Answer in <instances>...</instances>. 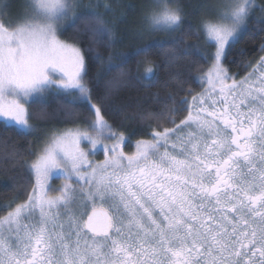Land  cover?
I'll use <instances>...</instances> for the list:
<instances>
[{"label":"snow or ice","instance_id":"6c2138e0","mask_svg":"<svg viewBox=\"0 0 264 264\" xmlns=\"http://www.w3.org/2000/svg\"><path fill=\"white\" fill-rule=\"evenodd\" d=\"M78 7L77 0H26L15 20L0 10L5 125L33 134L31 106L44 104L50 93L70 97L71 105L82 104L91 114L84 127L48 132L31 152L35 159L24 161L33 183L21 189L25 199L14 197L4 206L0 264H264V55L242 61L250 70L240 79L224 65L253 11L264 15V6L221 0L213 15L201 17L196 33L203 31L205 42L215 45L211 66L195 78L201 91L179 102L169 94L173 104L161 117L172 127L149 124L150 138L138 139L130 153L124 151L129 137L105 118L103 97L93 103L85 81L86 53L93 49L59 37L66 26L83 23L91 44L111 40L103 14L78 13ZM185 15L179 0H152L142 17L147 31H163L173 41L165 52L169 58L183 43ZM164 45L154 41L130 54L110 53L97 80L122 69L132 55ZM258 50L264 53V43ZM95 59L101 61L99 53ZM158 71L145 55L135 76H120L150 85ZM77 115L71 108L66 112ZM100 153L103 160L92 159ZM54 178L64 183L53 188Z\"/></svg>","mask_w":264,"mask_h":264},{"label":"trees","instance_id":"16d2710c","mask_svg":"<svg viewBox=\"0 0 264 264\" xmlns=\"http://www.w3.org/2000/svg\"><path fill=\"white\" fill-rule=\"evenodd\" d=\"M99 1L90 0L85 4L78 3L79 7L76 11L82 13L95 10L102 13L104 19L112 27L111 40L104 39L91 44L88 35L85 34L83 23L77 24L75 28L66 26L59 35L82 50L89 47L93 49L91 53H86L88 75L85 81L93 89V103H98L100 97L104 98L105 118L129 137L130 143L125 146V150L130 151L138 139L150 138L148 136L151 131L149 124L152 127H156L157 123L162 127H172L165 117H161L166 107H171L173 104L167 99L169 94H172L176 102H179L201 91V86L195 78L210 65L214 48L213 44L205 42L202 31L199 34L196 33L201 17H206L203 9L206 0H179L186 13L185 22L182 25L184 37L183 43L175 49V55L171 58L165 55V52L173 46V41L168 34L159 31L149 32L142 27V17L149 9L150 0H107L112 8L108 13L104 11L103 4L97 3ZM256 4L264 6V0H256ZM90 5L93 7L89 8ZM134 18L135 21H133ZM173 35L179 36L180 33H173ZM124 38L131 39L125 41ZM154 41H164L165 45L163 48L152 47L146 54L132 55L122 69L108 72L99 81L97 80L98 74L105 71L110 53L130 54L135 49ZM262 43H264V15L257 8L251 14L247 30L243 33L239 43L224 61L225 67L233 74L247 73L250 69L242 67L241 62L255 61L263 55L264 53L258 50ZM96 53H99L101 61L95 59ZM145 55L159 65L158 77L154 83L149 85L141 79L127 80L120 76L121 71L128 76H135L138 62L143 61ZM139 71H141V65ZM115 80H122L121 86L109 90L106 87L107 83ZM189 88L194 91L189 92ZM157 94H159V99ZM70 99L63 94H47L44 104L31 106V111L34 113L31 123L42 132L52 128L62 129L75 126L76 123L85 124V117L91 118L90 112L82 104L71 105ZM69 108L75 110L78 115L72 118L66 116ZM148 113L161 117V119L146 121L141 118ZM184 115L186 112H182L177 117V122ZM44 135L36 131L33 134H24L15 127L6 126L0 121V216L5 214L7 209L4 206L14 197L19 196L17 202L25 199V196L20 195L21 189L30 190L33 177L24 161L31 162L35 158L31 152L38 149L39 144L44 141ZM13 153H18V155H13Z\"/></svg>","mask_w":264,"mask_h":264},{"label":"rangeland","instance_id":"374dc122","mask_svg":"<svg viewBox=\"0 0 264 264\" xmlns=\"http://www.w3.org/2000/svg\"><path fill=\"white\" fill-rule=\"evenodd\" d=\"M89 1H90V0H77V3H83V4H85V2L88 3ZM25 2H26V0H0V10L6 12V13H8V14H10L11 19H12V20H15V19H16V18H17L22 12H23ZM97 3H101V4H103V5H104L105 3L109 4V3L107 2V0H100V1L97 2ZM219 3H221V0H206V1L204 2V4H203V9H204V12H205V14H206V17H210L211 15H213V13H214V8H215V6L218 5ZM255 3H256V0H255ZM151 4H152V0H150L149 7L151 6ZM5 5H7L6 8L4 7ZM134 8H135V7H134ZM104 11H105L106 13H108L110 10H106V9H104ZM105 12H104V14H105ZM105 15H107V14H105ZM134 16H135V15H134ZM115 20H117V19H115ZM135 20H136V19L134 18L133 21H135ZM6 22H7V18H6ZM142 27H143L144 29H146V25H144L143 22H142ZM159 32H161V33H165V32H163V31H159ZM202 34H203V36H204V38H205V34H204L203 31H202ZM59 37H60V35H59ZM60 39L63 40V41H65V42H67V43L73 44V43H71V42H69V41L64 40V39L61 38V37H60ZM124 39H125V41H128V40H130L131 38H124ZM213 47H214V48H213V52H214V51H215V45H214V44H213ZM213 52H212V53H213ZM210 66H211V62H210V65H209L204 71H206ZM144 67H145V66H144L143 64H141V71H142V72L144 71ZM204 71H203V72H204ZM203 72H201V73H203ZM201 73H199L197 76H199ZM197 93H198V92H197ZM193 95H194V94H193ZM190 97H191V96H190ZM190 97H188V98L190 99ZM0 121L4 122L2 119H0ZM84 126H86V125H85V124H81V127H84ZM68 127H73V126H68ZM64 128H67V127H64ZM64 128H62V129H64ZM52 129H55V130H56V128H52ZM52 129L49 130V131L42 132V131H39V128L36 127V132H40L41 135H42V133L45 134V135H44V139H43V140H45L47 133L50 132V131H52ZM41 144H42V143L39 144L38 148L41 146ZM124 151L130 153V152L134 151V146H133V148H132L130 151H126L125 148H124ZM103 158H104V157H103V154H102V153L96 155L95 157H92V159H95V160H103ZM34 159H35V158H34ZM34 159H33V160H34ZM63 183H64L63 178H54V179L51 181V185H52L53 188H59ZM72 183H73V185L75 186V180H73ZM52 194L55 195V194H57V193L53 192ZM14 206H15V205H13V207H14Z\"/></svg>","mask_w":264,"mask_h":264},{"label":"flooded vegetation","instance_id":"af4514ba","mask_svg":"<svg viewBox=\"0 0 264 264\" xmlns=\"http://www.w3.org/2000/svg\"><path fill=\"white\" fill-rule=\"evenodd\" d=\"M264 55V54H263ZM246 74V73H245ZM245 74L243 75H236V79H240L241 77H243Z\"/></svg>","mask_w":264,"mask_h":264}]
</instances>
